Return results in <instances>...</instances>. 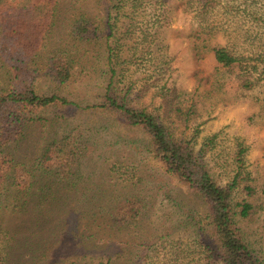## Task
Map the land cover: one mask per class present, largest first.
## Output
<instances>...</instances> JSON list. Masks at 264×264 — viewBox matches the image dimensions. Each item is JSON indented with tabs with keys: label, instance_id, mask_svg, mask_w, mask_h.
I'll return each mask as SVG.
<instances>
[{
	"label": "rangeland",
	"instance_id": "obj_1",
	"mask_svg": "<svg viewBox=\"0 0 264 264\" xmlns=\"http://www.w3.org/2000/svg\"><path fill=\"white\" fill-rule=\"evenodd\" d=\"M27 2L2 1L8 11ZM136 2L131 19L122 15L129 11L127 4L120 9L117 22L120 29L126 28L124 24L128 21L132 24L130 32L121 38L125 43L121 52L124 74L118 85L132 80L133 89L139 90L135 94L133 91L134 102L159 112H162L160 92L164 87L187 92L181 96V104L193 100L195 112L184 126L176 118V129H184L196 148L205 146L204 161L217 181L225 183L238 174L234 198L247 199L253 204L250 214L239 223L246 238L264 259V92L257 85L240 87L238 80L216 71V60L210 50L217 42H236L239 46L240 39L236 40L233 33L235 22L222 18L223 5L237 11L239 2L217 0L212 14L209 13L204 21L199 20L193 8L195 0ZM257 5L263 7L264 0H258ZM102 7L98 0L60 1L58 14L55 13L48 40L37 62L41 68L35 83L39 92L54 89L43 72L47 57L52 52H66L73 57L75 72L70 84L59 88L58 93L68 94L80 102L96 96L101 88L100 70L106 67L104 49L98 42L76 38L70 23L82 14L100 23L105 14ZM197 30H201V34ZM144 34H147L146 40L135 47L134 40L141 39ZM243 47L244 50L249 48L246 44ZM2 72L0 70V85L5 81ZM62 110L58 107L40 111L44 119L28 128L20 151L31 156L48 140L81 125L90 148L81 161L80 181L76 190L65 198L70 201L65 208L57 201L41 206L40 198L29 195L20 197L18 201L22 205L11 210L13 197L0 198V251L9 261L7 264H33L38 259L49 264H79L75 262L81 261L86 250L80 264H108L106 257H99V253L115 247H119L121 253L110 264H159L155 256L159 250L164 253L160 244L154 246L159 229L169 228V238L180 234L184 245L193 236L195 227L205 225L204 204L185 184L165 174L160 161L148 154L144 147L148 136L141 128L117 121L100 110L80 109L66 116ZM44 123L46 126H42ZM239 149H242L240 162L236 159ZM245 184L251 185L252 190L247 191ZM82 194L86 197L83 207ZM133 198L144 201V215L140 221L111 226L109 215L113 209L119 202ZM77 209L85 210L88 215L98 214L95 221L88 220L87 215L82 217L78 232L89 233L91 242L78 237L84 243L80 245L74 241L77 229L73 227V219L80 216ZM57 214L62 216H55ZM191 222L195 223L194 227ZM143 240L152 243L146 256L143 255L145 245L137 246ZM193 257H198L196 247L187 259Z\"/></svg>",
	"mask_w": 264,
	"mask_h": 264
},
{
	"label": "trees",
	"instance_id": "obj_2",
	"mask_svg": "<svg viewBox=\"0 0 264 264\" xmlns=\"http://www.w3.org/2000/svg\"><path fill=\"white\" fill-rule=\"evenodd\" d=\"M2 1L0 0V70L3 71L1 75L5 81L0 85V198L13 197L9 209L17 210L22 205V202H19L20 197L29 195L40 198L41 206L57 201L63 208L68 207L70 201L65 198L71 195L69 192L76 190L82 175L79 174V168L90 146H87L85 139L88 138L84 136L85 132L81 130L84 128L81 125L73 126L58 137L48 140L40 147V151L31 156L27 157L21 153L20 145L26 138L28 128L44 119L40 111L61 107L66 116L80 109L100 110L111 114L117 121L141 128L148 136V142L144 146L148 154L160 161L165 174L185 184L204 204L205 225L193 229L194 234L189 238L190 241L186 240L190 244L184 242L182 245L180 234L178 237L169 238V228L157 231L154 246L160 244L159 247L164 249V253L159 250L155 256L159 264H264L263 257L246 238L239 223L250 214L253 204L247 199L234 198L238 174H234L231 180L225 183L217 181L204 161L205 146L196 148L184 134V129H176V118H179L184 126L190 115L195 112L193 100L181 104V96L187 92L164 87L160 92L162 112H159L134 102L133 91L135 94V91L139 90L133 89L132 80L118 85L124 74L121 52L125 43L121 38L129 33L132 27L128 21L124 24L126 28L120 29L117 24L120 9L128 4L129 11L122 15L131 19L130 16L137 8L138 2L98 0V5L103 6L105 13L100 23L86 14L80 15L70 23L76 38L80 41L98 42L104 49L106 67L100 70L101 88L96 92V96L87 102H80L57 91L70 84L75 72L73 57L66 52H52L46 59L43 72L50 78L54 89L39 92L35 84L37 71L41 69L37 63L40 50L48 40L61 0H28L22 7L13 11H8ZM236 1L240 6L237 11L231 6L223 5L225 10L222 11V18L235 22L233 33L236 34V40L240 39L239 46L236 42L213 44L210 50L216 60L215 70L238 80L240 87L251 88L257 85L264 92V6L259 7L258 0ZM216 3L217 0H195L193 8L199 20L207 19ZM235 30L241 32L238 34ZM197 32L201 34V30ZM146 35L134 40L135 47L146 40ZM244 44L249 48L244 50ZM241 151L242 149H239L236 154L238 162L241 161ZM244 188L247 191L252 190V186L248 184H245ZM61 192L68 194H60ZM82 195L81 207L86 202L85 195ZM143 207L142 199H125L119 202L109 215V224L114 226L136 219L140 221L141 215H144ZM77 211L80 216L73 219V227L77 229L74 241L80 245L83 240L91 242L89 233L78 232L82 217L87 215L88 220L95 221L98 214L88 215L85 210ZM46 216L51 218V215ZM55 216L61 217L62 214ZM63 218L66 217L63 215ZM191 223L194 227L195 223ZM78 237L83 240H78ZM164 241L167 242L166 245L163 244ZM105 243L107 244L108 240H105ZM150 245L151 241L143 240L137 243V246L145 247V256ZM195 247L198 249V257L187 259ZM118 249L119 247L107 248L99 253V257H106L107 263L110 264L121 253ZM86 252L87 250L84 253ZM84 253L80 262L85 258ZM2 254L4 252L0 251V264H7L9 261ZM33 264L49 263L38 259Z\"/></svg>",
	"mask_w": 264,
	"mask_h": 264
}]
</instances>
